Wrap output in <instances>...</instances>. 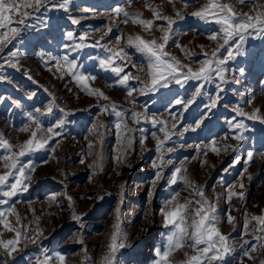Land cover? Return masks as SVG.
<instances>
[{"label": "rangeland", "instance_id": "1", "mask_svg": "<svg viewBox=\"0 0 264 264\" xmlns=\"http://www.w3.org/2000/svg\"><path fill=\"white\" fill-rule=\"evenodd\" d=\"M60 2L45 0L46 6L39 10L27 9L31 15L26 24L18 25L13 20L10 27L18 28V34L0 44V138L18 151L30 135L21 129L26 124L35 128L28 113L35 114L37 108L44 112L50 104L52 113L39 116L42 128H55L60 119L65 121L62 128H55L60 134L44 148L19 158L30 176V180L24 181L27 191L11 198L0 195V199L8 200V204L0 205V211L12 207L14 212H6L7 219L22 232L18 250L11 256L0 248V264H37L45 256L52 257L49 264H61L57 254L64 257L63 264H102L117 225L126 246L116 251L114 264H155L159 259L156 250L164 247L171 231V226H165L161 209L176 192L180 193V203L186 197L198 199L184 177L197 190H203L205 198L215 205L220 218L217 227L229 238L232 251L217 264H259L264 250L253 253L255 261L244 253L264 242L255 239L264 236V232H255V221H251L252 216H264V122L238 116L236 109L245 113L260 109L259 115L264 118V35L249 30L243 41L235 37L220 48L217 58L224 61L220 65L223 80L213 71L207 81H182L183 87L172 82L168 88L145 90L141 94L146 75L140 69L146 68L148 60L145 54L126 46L125 41L128 35L140 34L146 39L152 36L131 19L122 23L125 18L122 14L116 17L114 9L140 12L142 18L153 19L152 12L145 7L151 4L172 16L175 23L165 50L170 57L196 69L206 59L205 52L210 56L223 43L219 24L211 18L203 20L191 15L208 0H174V5L167 0H71L67 11L51 6ZM219 2H232L237 13L254 12L253 4L264 5V0H249L243 5L235 0ZM177 11L181 12L180 18H176ZM73 19L79 23H72ZM108 28L112 31L107 32ZM6 31L8 28H0V35ZM69 32L72 39L68 38ZM213 34L217 35L216 40L209 39ZM152 35L159 37L161 33L154 28ZM118 36L123 37L120 46H124L128 56L115 59V66L123 64L121 75L131 73L132 77H139L129 79V85L136 89L134 104L128 102L131 98L119 84L120 77L100 66V60L111 55L106 48H114ZM81 37L85 39L82 41ZM177 43L184 50L177 48ZM80 44L85 46L77 47ZM13 52L18 55L13 57ZM65 58L78 65L75 72L95 77L86 82L88 88L102 90L110 100L89 95L68 74ZM201 85V94L187 110L175 104L176 99L191 98ZM217 96L216 106L209 107ZM111 102L119 110H127L125 123L130 131L125 130L124 124L120 130L116 128L120 118L110 109L102 112L101 106ZM132 110L169 121L171 139L160 152L156 150L153 133L163 139L161 126H153L143 118L139 124L134 123ZM180 112L182 119L176 129H171L169 113ZM199 121L203 122L196 127ZM229 122L245 125L239 130L243 140L232 138L235 132ZM100 123L103 127L93 128ZM188 126L195 130L185 132ZM42 134L45 133L38 136ZM213 141L217 146L231 147H221L217 154L211 150ZM167 148L173 151L168 152ZM249 152L253 153V160L246 163ZM7 154L0 144V174L8 171L2 159ZM28 164L35 171L29 170ZM177 168L182 169L181 173H175ZM174 174L177 182L172 184ZM16 175L13 170L6 184L0 185V192L16 182ZM241 183L243 188L239 187ZM232 191L243 192V198L237 195L229 200ZM192 207L197 205L193 203ZM73 213L80 221L72 218ZM229 214L235 218L232 223H228ZM246 219L250 221L247 233ZM37 230L42 235L33 242L30 238L36 236ZM14 237V232L0 225V241ZM186 254L192 255V249L177 250L170 259L180 264Z\"/></svg>", "mask_w": 264, "mask_h": 264}, {"label": "snow or ice", "instance_id": "2", "mask_svg": "<svg viewBox=\"0 0 264 264\" xmlns=\"http://www.w3.org/2000/svg\"><path fill=\"white\" fill-rule=\"evenodd\" d=\"M51 0H49V3ZM131 2V0H130ZM169 4L174 5V0H167ZM249 0H235V3L238 4H246ZM71 3V0H62L60 3H52V7L62 8L65 11L68 10V6ZM45 0H0V28H8L3 35H0V44H4L10 38H14L19 29L10 27L13 20L18 25H25L26 18L31 15L27 9L39 10L42 7H45ZM147 7L153 15V19H144L142 18V13L134 12L130 13L123 8L114 9V13L116 17H119L121 14L125 18L122 23H129V19H131L133 24H138L141 26L143 32L147 33L149 36H152L151 39H146L144 36L140 34L128 35L125 41L126 46L135 48L137 52L145 54L147 57L148 63L146 68H141L140 71L145 72L146 79L142 81L144 84V88L140 89L141 94L145 90L147 91H156L159 88H168L169 84L175 82V84L183 87L182 81L185 83L189 80L196 81H207L211 78L213 71H216L217 74L220 75L221 80H223V69L220 68V65L224 63L223 60L217 58V53L220 48H223L224 45L228 44L229 40L234 39L235 37H239L241 41L244 40V34L252 30L254 32H258L261 35H264V5L253 4L252 7L254 12L249 13H237L234 10V4L232 2L229 3H221L219 0H208V3L201 7L200 9L193 11L191 13L192 16L198 17L203 20H208L211 18L215 23L221 26L220 31L223 33V43L219 44L216 49H214L210 56L209 53L205 52L204 55L206 57L205 60L200 62V66L196 69L191 67L190 65H184L181 61L177 60L175 57H170V54L165 50L168 45L170 39V33L172 31V25L175 23V20L172 16L165 15L161 12L159 7H153L151 4H146ZM84 11H88L84 9ZM181 17V12H176V18ZM157 20L166 21V25H158L155 23ZM72 23H79L78 20L73 19ZM158 30L161 35L159 37H155L152 35L153 29ZM112 29L108 28L107 32H111ZM11 34V37L10 35ZM68 38L72 39L73 34L69 32ZM104 33H102L101 38H103ZM85 37H81L83 41ZM123 37L118 36L116 38V46L106 48V51L111 53L105 59L100 60V66L102 68L110 69L114 72L119 79V84L126 89V96L129 99V103H135L133 92L136 91L135 88H132L129 85V79L132 77L131 73H126L121 75L124 72L123 64L121 66H115V59L123 60L124 57L128 56V53L125 51L124 46L121 45V40ZM209 39L216 40L217 35L213 34L209 36ZM85 45L80 44L77 47H84ZM177 48L183 47L180 44H176ZM239 51V47L237 48ZM13 57L17 56V52L11 53ZM232 53L229 52V58H231ZM130 59V57H129ZM65 64L68 67V74H70L74 80L77 81L78 84L83 85L84 89L88 91L89 95L97 96L98 98L109 101L110 98L105 95V93L100 89H89L87 86V81L89 79L95 80V77H86L80 73L74 71L78 67L74 62L67 60L65 58ZM215 65V67H214ZM15 66V65H12ZM135 67V65H133ZM186 69V71H185ZM31 79V77H29ZM134 79H139L138 76L132 77ZM2 79V77H0ZM197 87L195 89L194 95L187 99H176L175 104L180 105L182 109L187 110L188 107L195 102L197 96L201 94V88ZM219 87V86H218ZM33 95H35L33 93ZM32 97L30 96L29 99ZM212 99L211 105L209 107H215L217 100ZM102 112H108L109 109L111 113H114L117 117L120 118V122L116 124V128L118 130L121 129V124H124V128L126 131H130L127 128V124L125 123V116L127 114V110L121 111L118 109V106L115 102H111L110 104H104L101 106ZM53 106L50 104L46 107L44 112L41 109H35L34 113H28V120L31 124L35 125V128L32 129L31 125L26 124L21 131L30 132L29 138L24 141L23 144L19 145L18 151H13V145L10 144L7 140L0 138V144H2L7 150L8 154L5 155L3 159V165L7 172L4 174H0V185H5L8 177L13 175V170L16 175V182L8 185L7 191L0 192V195L4 197L11 198L16 196L20 191H27V184L24 181L30 180V176L25 171V166H22L20 163V157L25 156L26 154L44 148L50 140L53 139L54 136L59 135L60 133L55 131V128H62L65 121L60 119L55 128L48 127L46 130L42 128V125L39 120L40 115H44L45 113H52ZM63 112V109H60ZM260 109H254L251 113H245L241 109H236V113L238 116H247L248 119H260L261 122H264V118L259 115ZM131 119L134 123L139 124L141 118L146 121H149L153 124V126L160 125V131L164 133L163 139L156 137V134L153 133V138L157 139V151L160 152L164 143L171 139V135L169 133V121L158 118L156 116L149 117L146 113L136 112L134 110L131 111ZM171 118V129H176L178 126V122L183 117V112L180 113H169ZM203 121H199L196 123V127H199ZM229 126L235 132L233 135V139L235 140H243V135L239 131L243 129L245 125L242 122L232 123L229 122ZM98 127H103V124L100 123L98 125H94L93 128L97 129ZM194 131L195 128L192 126H188L184 128V131ZM38 133H45L38 136ZM181 136L183 132L179 133ZM227 139V136L225 137ZM199 147V146H197ZM227 150L230 145H222L217 146L213 141L211 150L219 154L220 148ZM166 151H173L172 148H167ZM204 155H207V152H204ZM249 161L253 160V153L249 152L247 154ZM163 162V161H162ZM170 162V161H169ZM153 167H158L156 164H153ZM27 168L31 171H35L34 167L31 164L27 165ZM182 169H175V173H181ZM186 171V170H185ZM247 171V169H245ZM23 177V180L21 179ZM160 178V173H157V179ZM250 178V177H249ZM185 182L192 186L194 191L196 192V196L198 199L185 198L184 203H180L177 197L180 196L179 192H176L169 201H167L165 205V209H161V213L164 216L165 226H171L170 234L167 236V243L164 245L162 249L156 250V255L159 259L155 262V264H176L175 261L171 260L170 257L174 252L180 250L182 248H191L193 254L187 255L186 259L181 261L180 264H217V262H222L227 254L232 251L231 246L228 243V236L221 233L219 228L217 227L220 222V218L216 214L215 205L208 201L203 193V190H197L196 187L192 184L191 181H188L186 177H184ZM177 182V176L174 174L171 179V183L175 184ZM235 187V186H232ZM240 188H243L244 185L241 183L239 185ZM240 196L243 198V192H230L228 199L231 200L233 196ZM193 203L197 205V207H192ZM8 204L7 199H0V205ZM7 213H13L14 209L9 207L4 211H0V225H2L8 231L14 232L15 237L13 239H9L7 241H0V248H2L9 256H11L14 252L18 250V245L21 242L22 232L13 227L11 223L8 221ZM17 220H19L18 214H16ZM72 218L74 220L80 221V217L75 213L72 214ZM234 217L229 214L227 217L228 223H232L234 221ZM251 221H255L253 225V230L255 232H264V216H252ZM249 223L246 219L244 224L245 232L247 233L249 229ZM42 235L41 232L37 230L36 236L31 237L33 242L35 239ZM25 239H29V237L25 236ZM255 239L264 241V236H256ZM111 242L108 244V252L104 256L102 264H114L115 253L119 248H123L126 245L122 242L123 237L120 235L117 225V231L111 235ZM118 240L120 242L118 243ZM264 250V242H262L259 247H250L249 251L244 253L245 256L248 257L249 260H256V257L253 253L257 251ZM264 254V252H262ZM57 259L63 264L64 257L57 254ZM52 260L51 256H45L44 259L38 260L37 264H49V261ZM259 264H264V259L259 260Z\"/></svg>", "mask_w": 264, "mask_h": 264}]
</instances>
